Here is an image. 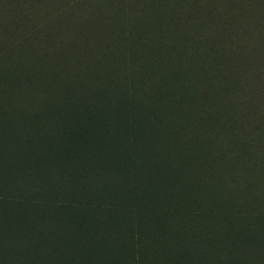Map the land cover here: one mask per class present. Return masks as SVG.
Segmentation results:
<instances>
[{"label":"rangeland","instance_id":"1","mask_svg":"<svg viewBox=\"0 0 264 264\" xmlns=\"http://www.w3.org/2000/svg\"><path fill=\"white\" fill-rule=\"evenodd\" d=\"M116 2L117 0H0L1 171L5 172L10 165L7 163V155L12 151L14 159L18 161L17 166L24 165L21 161L31 159L30 168L38 169L41 173L45 168L46 177L41 176L45 183L56 184L55 187L41 188L35 182L39 186L37 196L44 199L55 198L56 204L51 208L45 205L34 207V211L38 210V214H43V217L38 219L36 228L29 235L17 238L21 240L19 244L30 253L28 257L31 260H20L22 257L17 255V260L12 263L5 258L4 264H158L159 259L164 258L159 256L151 239L142 230L140 206L160 202V199L170 195L167 193L171 189L176 190L174 188L178 172L172 167L177 168L178 160L175 157L181 151V138L173 139L169 135L161 140V134L149 137L154 125V111L157 109H146L141 120L147 137H136L135 144L120 152L121 128L129 119V113L137 110L133 107L129 110L127 107L120 108L117 114L119 119L111 129L112 113L108 112L107 106L115 101L114 85L123 83L122 76L111 78L110 85L105 88L100 73L102 68L92 66L89 69L85 66L83 69L82 63L79 64L81 67L68 69L69 65L65 67L63 58L60 57V46L62 50L73 51L77 42L81 41L91 46L101 44L105 54L111 56L112 63L119 61L121 55L116 50L113 53L111 51L117 46L119 51H125L126 40L118 38L112 29L119 18L114 7ZM184 7V15L192 12V17H203V11H198L197 8L190 11V7ZM169 8L170 5L166 3L157 12L167 13ZM263 12L254 10L250 16L257 18ZM145 14L150 19L154 17L150 11ZM103 17H107V21ZM133 24L139 25V22L135 19ZM261 31L264 33V29ZM261 31L253 32L249 29L244 38H241L244 45L240 53L252 60L247 62V67L244 63L240 69L235 65L238 53L227 49V37L221 39L222 45L226 46H221L226 48L223 52L216 50L208 53L205 65L210 66L213 84L206 82L201 88H228L225 96L227 99L222 104L225 107L213 106L212 115L206 120L212 133L226 128L222 125L224 122L219 119L220 116L226 117L230 126H240L242 131L244 128V133L253 125L245 117H241V114L245 112V100L249 102V109L255 110L252 106L257 105L258 92L264 89V35ZM186 46L181 42L177 48L179 55L185 52ZM131 47L127 46L126 51ZM143 48L144 46L138 54L140 57ZM146 48L153 49L158 56L162 54L154 41L148 42ZM175 57L180 59L176 54ZM231 59L234 60L229 64ZM174 62L176 61H171V64ZM115 66L121 69L123 63L116 62ZM78 68L83 69L85 74L75 76ZM163 68L166 70V65ZM223 70L229 74L228 77H221L219 72ZM191 79L188 81L191 82ZM10 81L15 85L9 86L7 83ZM145 94L143 92L144 97ZM78 99L82 100L83 105H78ZM169 99L162 98L163 101ZM214 103L213 101L212 104ZM158 117L163 120L165 114ZM88 122L93 124H87ZM70 125L75 129L92 125L93 130L84 136L79 132L77 140L80 143L77 145L73 142L67 147L62 143L63 139H75L73 135L70 136ZM6 128L18 133L22 131L24 139L29 141L44 143L43 150H38V155L26 158L20 146L7 149L4 142ZM54 136H60V140L55 141ZM51 152H55L57 156L54 162L50 161ZM34 159H43L44 164L53 165L49 167L47 164L44 167V164L42 166ZM170 162L172 167H165L170 166ZM25 173L27 172H23ZM27 176L24 175L23 179H27ZM229 178L235 182L233 175ZM160 183L166 188L158 190L161 192L159 195L157 186ZM22 186L25 184L21 183ZM27 195L24 192V196ZM33 195L35 194L31 193ZM199 198L204 202L207 199L208 205L211 202V199L202 195ZM105 205L108 208L104 209ZM109 209H112L111 212ZM115 237L118 240L113 243ZM68 243L70 246L68 245L67 251L63 245ZM3 253L5 256L6 252ZM137 258L141 262H137Z\"/></svg>","mask_w":264,"mask_h":264},{"label":"trees","instance_id":"2","mask_svg":"<svg viewBox=\"0 0 264 264\" xmlns=\"http://www.w3.org/2000/svg\"><path fill=\"white\" fill-rule=\"evenodd\" d=\"M116 3L114 7L119 18L112 29L118 38L126 40L125 51H119L118 46L111 51L116 50L121 55L119 61L112 63L111 56L105 54L101 44L91 46L80 41L73 51L62 50L61 46L59 51L65 67L69 65L68 69L81 67L79 64L82 63L83 69L85 66L102 68L100 73L105 88L110 85L111 78L122 76L123 83L114 85L116 99L107 106L108 112L112 113L111 129L119 119L120 108L137 110L129 113V119L121 128L120 152L135 144L136 137H147L141 120L146 109H157L149 137L161 134V140L169 135L182 140L181 151L175 157L177 168L172 167L171 162L170 166L165 165L178 172L177 188L174 184L176 190L171 189L167 193L170 195L160 202L140 206L142 230L151 239L159 256L164 257L158 264H264V89L258 92V103L252 106L255 110L251 111L247 105L249 102L245 100V112L241 117L253 124L247 132L244 133L240 126H230L228 119L220 116L226 128L212 133L206 120L212 115L213 106L225 107L222 104L227 99L228 88H201L206 82L213 84L210 66H206L205 61L210 51L223 52L226 49L223 48L226 46L222 45V37L228 38L227 49L238 53V57L235 56L238 69L242 63L248 66L250 59L240 53L244 45L241 38L249 29L253 32L264 29V12L257 18L250 16L254 10L264 11V0H117ZM166 3L170 5L167 13H158L160 6ZM184 6L190 7V11H195V8L203 11V17H192V12L184 15ZM146 11L154 15L153 19L145 16ZM102 19L107 21V17ZM135 19L139 25L133 24ZM153 41L162 52L160 56L153 49L146 48L147 43ZM181 42L187 46L179 55L177 48ZM129 45L132 47L127 52ZM143 46L145 49L140 57L138 54ZM175 54L180 59H176ZM120 61L123 67L118 69L115 63ZM171 61L176 62L171 64ZM165 65L166 70L163 68ZM81 68L76 70L75 76L85 74ZM224 72H219L221 77H228L229 74ZM189 78H192L191 82ZM7 84L15 85L13 81ZM143 92H146L145 97ZM162 98L170 99L163 101ZM77 102L79 106L83 105L81 99ZM161 114H165L163 120L158 117ZM24 126L23 123L22 130ZM70 126V136L75 139L64 138L62 143L67 147L73 142L80 143L77 140L80 133L84 136L93 130L92 125L83 129ZM9 129L4 130L8 136L4 140L7 149L20 146L26 158L43 150L44 143L29 141L24 139L22 131L18 133ZM37 135L40 136L39 133ZM54 138L55 141L60 140V136ZM50 155V161H56L55 152ZM7 159L10 165L5 172L0 167V264H4L5 258L14 262L17 255L22 257L20 260H31L28 257L30 253L17 238L29 235L36 228L38 219L43 217L38 210L34 211V207L45 205L51 208L56 204L55 198L37 196L39 186H56L45 183L41 177L46 174L45 168L43 173L38 169L32 170L31 159L21 161L24 165L17 166L18 161L12 151L8 152ZM34 160L43 166V159ZM52 165L48 164L49 167ZM24 175H28L27 179H23ZM232 175L235 182L230 181L229 176ZM21 183L25 186L21 187ZM162 188L166 186L160 183L157 192ZM24 192L28 193L26 197ZM31 193L35 195L31 196ZM158 193L160 195L161 192ZM200 195L211 199L210 204H207V199L202 201ZM117 240L115 237L112 242ZM68 245H63L67 251ZM3 252H6L5 256ZM136 261L141 262L140 258Z\"/></svg>","mask_w":264,"mask_h":264}]
</instances>
